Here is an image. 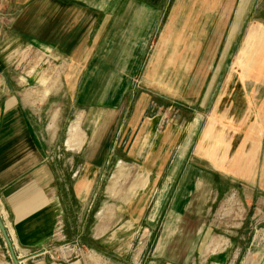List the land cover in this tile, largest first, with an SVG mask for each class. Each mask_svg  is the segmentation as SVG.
<instances>
[{
    "label": "rangeland",
    "instance_id": "374dc122",
    "mask_svg": "<svg viewBox=\"0 0 264 264\" xmlns=\"http://www.w3.org/2000/svg\"><path fill=\"white\" fill-rule=\"evenodd\" d=\"M163 1L164 16H177L172 32L164 28L163 16L140 68L128 75L113 71L116 84L88 78L76 84L81 69L64 68L69 62L53 50L47 56L39 42L24 36L25 21H18V77L32 79L20 87L37 91L43 85L49 114H57L50 131L49 187L96 192L99 235L106 232L108 238L106 243L99 237L93 253L105 260L99 264H264V192H252L216 170L201 144L208 119L205 81L209 75L210 90L216 88L217 61L230 63L233 54L211 51L217 36L198 53L173 51L187 39L189 6ZM6 2L0 0V13ZM22 8L18 4L17 15ZM74 123L85 133L79 151L63 146ZM65 246L72 249L66 251L70 264L92 256L80 245ZM0 259L13 264L4 241Z\"/></svg>",
    "mask_w": 264,
    "mask_h": 264
},
{
    "label": "crops",
    "instance_id": "0c3cea01",
    "mask_svg": "<svg viewBox=\"0 0 264 264\" xmlns=\"http://www.w3.org/2000/svg\"><path fill=\"white\" fill-rule=\"evenodd\" d=\"M182 2L189 6L184 32L187 39L178 44L182 48L173 51L198 53L208 45L210 37L217 36L218 46L211 51L233 54V60L227 61L229 65L222 59L217 61L216 88L210 90L209 75L205 81L207 87L202 98L208 119L201 135L203 155L206 156L207 150L208 160L216 170L252 192H264V0ZM6 3V12L0 13L1 219L16 253H20L21 264H70L72 261L63 251L72 249L65 244L80 245L92 252L91 258L81 256L73 264L105 263L97 253L93 255L99 237L108 242L106 232L99 235L96 192H55L49 187L50 131L57 114H49L46 106L49 93L43 85L37 91L24 92L26 88L20 87L29 85L32 79L27 75L18 77L15 60L18 21H25L24 36L39 42L46 55L53 50L69 62L64 68L81 69L76 84H82L85 78L91 79V83L102 79L97 82L116 84L112 80L113 71L123 70L128 75L140 68L146 45L165 15L168 2L7 0ZM18 4L23 5L19 15ZM175 16L174 13L164 16V28L171 32ZM83 69L89 73L82 74ZM103 77L110 80L103 81ZM69 133L67 139V130L63 146L79 151L85 143L79 139L85 133L79 131V125H72ZM225 135H230V139ZM213 151L216 153L211 155ZM3 241L0 231V247ZM0 264H4L1 259Z\"/></svg>",
    "mask_w": 264,
    "mask_h": 264
},
{
    "label": "water",
    "instance_id": "95a60500",
    "mask_svg": "<svg viewBox=\"0 0 264 264\" xmlns=\"http://www.w3.org/2000/svg\"><path fill=\"white\" fill-rule=\"evenodd\" d=\"M0 231H1V234H2L3 239H4V244L7 247V250L9 252L12 263L13 264H20V259L17 256L16 250H15V245H14L13 241L11 240V237L9 236V234H8V232L4 226V223L1 219V216H0Z\"/></svg>",
    "mask_w": 264,
    "mask_h": 264
},
{
    "label": "bare ground",
    "instance_id": "6f19581e",
    "mask_svg": "<svg viewBox=\"0 0 264 264\" xmlns=\"http://www.w3.org/2000/svg\"><path fill=\"white\" fill-rule=\"evenodd\" d=\"M118 178H119V179H123V176L119 175ZM66 253H67L66 251H63V255H64V256H66ZM71 264H73V263H71Z\"/></svg>",
    "mask_w": 264,
    "mask_h": 264
},
{
    "label": "built area",
    "instance_id": "2783aa9c",
    "mask_svg": "<svg viewBox=\"0 0 264 264\" xmlns=\"http://www.w3.org/2000/svg\"><path fill=\"white\" fill-rule=\"evenodd\" d=\"M17 256L19 257L20 256V253H17ZM20 264H21V262H20Z\"/></svg>",
    "mask_w": 264,
    "mask_h": 264
}]
</instances>
